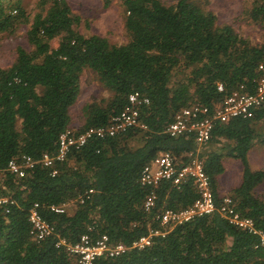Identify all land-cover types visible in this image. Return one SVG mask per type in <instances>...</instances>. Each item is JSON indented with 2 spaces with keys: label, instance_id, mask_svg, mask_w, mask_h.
Returning a JSON list of instances; mask_svg holds the SVG:
<instances>
[{
  "label": "trees",
  "instance_id": "obj_1",
  "mask_svg": "<svg viewBox=\"0 0 264 264\" xmlns=\"http://www.w3.org/2000/svg\"><path fill=\"white\" fill-rule=\"evenodd\" d=\"M119 1L127 39L112 43L96 33H81L79 17L66 0H37L38 10L30 17L21 0H0V35L15 34L27 24L28 43L17 45L12 62L0 66V196L12 199L0 206V264H78L63 244L55 245L57 240L72 243L83 233L91 239L105 233L110 242L129 245L148 227L158 226L155 211L191 204L197 197L192 180L178 187L162 180L154 188V205L143 209L148 188L139 183L140 170L161 151L178 164L192 156L199 159L215 205L223 196L217 189L222 157H236L241 178L224 195L256 231L230 223L214 209L169 225L143 248L98 256L91 264H264V242L257 232H264V190L255 193L264 169L251 168L247 159L255 142L264 144V102L249 117L216 122L201 144L190 134L164 131L181 107L193 102L211 107L238 83L249 84L257 75L264 41L253 42L230 23H217L200 0ZM243 13L249 22L262 23L264 0H248ZM85 68L110 95L84 101L74 126L71 106ZM134 90L148 98L138 107L144 126L88 138L55 163L53 175L38 161L23 175L5 168L8 159L19 160L22 154L36 160L53 153L57 135L66 127L80 131L107 123ZM214 144L221 147L212 148ZM69 200L72 207L63 212L49 208ZM33 202L53 225L52 233L39 240L29 233L27 212Z\"/></svg>",
  "mask_w": 264,
  "mask_h": 264
},
{
  "label": "built area",
  "instance_id": "obj_2",
  "mask_svg": "<svg viewBox=\"0 0 264 264\" xmlns=\"http://www.w3.org/2000/svg\"><path fill=\"white\" fill-rule=\"evenodd\" d=\"M256 71L257 75L251 78L249 84L238 83L226 92L219 101L214 102L211 107L199 102L181 107L175 111L171 120L165 125L164 131L169 136L190 134L196 143L201 144L209 139L210 132L216 122H225L235 116H251L254 109L264 102V49L262 57L256 64ZM216 89L222 90L221 83L216 84ZM147 102L148 98L139 91H131L127 94L126 105L110 115L107 123L88 126L80 131L66 127L57 135L56 148L53 153L44 152L36 160L29 155L22 154L19 160L8 159L5 168L17 175H23L26 167H31L34 162L38 161L43 166L48 167L49 174L53 175L56 172L55 163L65 159L71 148L81 146L88 138L111 136L135 125L144 126L138 118V107ZM162 180H168L176 187L183 181L192 180L197 191V197L186 207L165 208L158 212L155 211L153 218L158 221V226L148 227L146 233L135 237L129 245L120 241L110 242L105 233L99 234L94 239H91L87 233H83L72 243H67L63 238H60L55 242V245L63 244L68 252L76 255L78 264H91L94 258L98 256H115L129 247L143 248L150 243L152 235H163L169 225L208 214L214 209H217L220 215L227 218L230 223L249 231H256L251 220L239 215L234 209L232 198L229 195H223L220 202L215 205L208 176L203 170L201 161L196 157L192 156L185 163L178 164L169 152L161 151L143 165L140 170L139 183L148 188L142 203L145 211H149L154 205V188ZM90 191V188L87 189L84 196H88ZM79 200L82 201V198ZM11 202L12 199L9 196H0V206ZM66 204V202L51 204L49 208L55 212H63L66 210ZM27 219L29 233L33 239L39 240L52 233L53 225L40 214L36 202L29 206ZM257 232L264 242V232Z\"/></svg>",
  "mask_w": 264,
  "mask_h": 264
},
{
  "label": "rangeland",
  "instance_id": "obj_3",
  "mask_svg": "<svg viewBox=\"0 0 264 264\" xmlns=\"http://www.w3.org/2000/svg\"><path fill=\"white\" fill-rule=\"evenodd\" d=\"M29 17L38 10L37 0H21ZM70 9L79 17L76 28L83 34L96 33L106 37L109 42L121 43L127 39L123 26V9L119 0H111L104 5L103 0H66ZM169 3L171 0H161ZM200 2L216 15L217 23H230L242 35L253 42L264 41V21L251 23L245 17L243 9L248 0H200ZM27 24L21 25L15 34L0 35V66H8L15 56V47L21 45L28 47L25 38ZM56 40L52 39L51 45ZM110 91L106 89L95 77V74L85 68L80 75V91L75 103L71 106L73 124L80 121V106L90 98H107ZM220 144L212 148H220ZM223 151V149H220ZM247 159L251 168L264 169V144L254 143L247 151ZM223 171L217 177V189L220 194H226L241 178V164L236 157H222ZM264 190V179L255 187V193ZM66 210L70 209L73 200L66 202Z\"/></svg>",
  "mask_w": 264,
  "mask_h": 264
}]
</instances>
